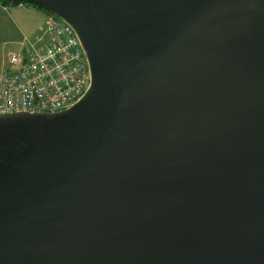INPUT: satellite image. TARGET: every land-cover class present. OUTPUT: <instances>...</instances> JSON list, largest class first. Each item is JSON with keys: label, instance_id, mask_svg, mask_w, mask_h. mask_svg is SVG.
I'll return each mask as SVG.
<instances>
[{"label": "water", "instance_id": "obj_1", "mask_svg": "<svg viewBox=\"0 0 264 264\" xmlns=\"http://www.w3.org/2000/svg\"><path fill=\"white\" fill-rule=\"evenodd\" d=\"M90 86L0 115V264H264V0H20Z\"/></svg>", "mask_w": 264, "mask_h": 264}, {"label": "built area", "instance_id": "obj_2", "mask_svg": "<svg viewBox=\"0 0 264 264\" xmlns=\"http://www.w3.org/2000/svg\"><path fill=\"white\" fill-rule=\"evenodd\" d=\"M0 74V115L57 112L90 86L86 56L73 29L47 13L45 30L27 50L7 53Z\"/></svg>", "mask_w": 264, "mask_h": 264}, {"label": "crops", "instance_id": "obj_3", "mask_svg": "<svg viewBox=\"0 0 264 264\" xmlns=\"http://www.w3.org/2000/svg\"><path fill=\"white\" fill-rule=\"evenodd\" d=\"M47 13L27 4H0V74L7 64V53L27 50L45 30Z\"/></svg>", "mask_w": 264, "mask_h": 264}, {"label": "trees", "instance_id": "obj_4", "mask_svg": "<svg viewBox=\"0 0 264 264\" xmlns=\"http://www.w3.org/2000/svg\"><path fill=\"white\" fill-rule=\"evenodd\" d=\"M8 3H12V4H19V3H22V4H27V5H31V4H28L26 2H22L20 0H0V4L1 5H5V4H8ZM34 6V5H33ZM34 7H37V6H34ZM39 8V7H37ZM40 9V8H39Z\"/></svg>", "mask_w": 264, "mask_h": 264}, {"label": "rangeland", "instance_id": "obj_5", "mask_svg": "<svg viewBox=\"0 0 264 264\" xmlns=\"http://www.w3.org/2000/svg\"><path fill=\"white\" fill-rule=\"evenodd\" d=\"M5 66H7V64Z\"/></svg>", "mask_w": 264, "mask_h": 264}]
</instances>
